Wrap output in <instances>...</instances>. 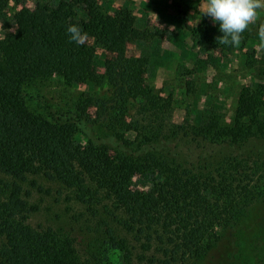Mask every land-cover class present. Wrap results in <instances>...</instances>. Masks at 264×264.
<instances>
[{
    "label": "trees",
    "instance_id": "trees-1",
    "mask_svg": "<svg viewBox=\"0 0 264 264\" xmlns=\"http://www.w3.org/2000/svg\"><path fill=\"white\" fill-rule=\"evenodd\" d=\"M26 1L0 0V264H101L107 250L122 264H201L225 238L228 264H237L241 236L264 217L249 219L264 200V13L238 46L219 44V27L191 29L198 53H235L253 76L236 87L231 115L211 101L176 121L171 96L145 77L154 38L131 11L103 14L96 0L29 9ZM10 4L21 6L11 18ZM173 21L182 26L184 12ZM128 42L141 54L124 57ZM98 52L104 75L91 63ZM105 76L108 100L38 102L41 114L26 105L31 83L56 77L71 87Z\"/></svg>",
    "mask_w": 264,
    "mask_h": 264
},
{
    "label": "rangeland",
    "instance_id": "rangeland-1",
    "mask_svg": "<svg viewBox=\"0 0 264 264\" xmlns=\"http://www.w3.org/2000/svg\"><path fill=\"white\" fill-rule=\"evenodd\" d=\"M96 2L103 14H112L121 8L128 9L135 16L139 29L145 30L149 36L157 39L156 43L153 39L146 45L148 47L146 53L151 55L152 64L145 77L163 97L171 96L176 121L194 118L201 114L211 101L218 102L223 108L222 111L231 115L236 87L250 81L253 73L245 69L243 60L235 53L222 59L219 49L211 46H206L203 53H198L195 41L190 35L191 29L201 27L213 33L214 29L219 27L210 17L203 16L204 0H96ZM37 4L51 6L52 1L27 0L24 6L32 9ZM185 4H188L187 8ZM20 8L21 6L10 4L7 11L9 17L11 18ZM178 11L184 12L185 22L182 26L173 21ZM262 12L264 13V10ZM14 28V24L10 23L9 33H12ZM168 33L173 34V37H167ZM85 44L88 47L92 45L90 41H85ZM139 54H141L139 48L128 42L124 57ZM91 63L104 75L105 65L100 52ZM119 67L120 63L115 62L112 68L117 72ZM112 89L110 81L105 76L100 84L79 83L71 87L64 86L62 81L55 77L50 81L31 83L23 90L27 107L41 114L44 110L40 108L39 103L47 104L53 109L57 103L76 99L81 94H87L94 100L105 101L111 97ZM133 112L131 108L129 113ZM87 133L93 135L92 129L89 128ZM3 179H6V176L0 172V180ZM263 201L251 208L250 220L264 215ZM261 220L256 224V233L241 236V252L235 253L237 264H264V217ZM37 221H41V218H31L32 223ZM226 247L228 248V240L220 239L219 243L206 254L201 264H228L230 253ZM101 264H122L120 253L116 250H107Z\"/></svg>",
    "mask_w": 264,
    "mask_h": 264
},
{
    "label": "clouds",
    "instance_id": "clouds-1",
    "mask_svg": "<svg viewBox=\"0 0 264 264\" xmlns=\"http://www.w3.org/2000/svg\"><path fill=\"white\" fill-rule=\"evenodd\" d=\"M264 10V0H204L203 16H208L219 25L222 36L217 37L219 44L238 46L242 35L250 25L257 22L261 11ZM70 35L75 36L79 29L76 25L68 28ZM259 45L264 48V23L258 29Z\"/></svg>",
    "mask_w": 264,
    "mask_h": 264
}]
</instances>
